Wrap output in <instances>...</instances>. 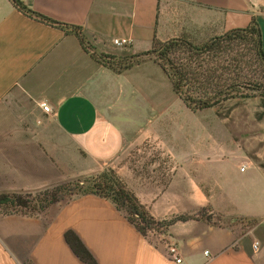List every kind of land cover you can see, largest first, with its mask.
<instances>
[{"label":"crops","instance_id":"crops-1","mask_svg":"<svg viewBox=\"0 0 264 264\" xmlns=\"http://www.w3.org/2000/svg\"><path fill=\"white\" fill-rule=\"evenodd\" d=\"M21 1L53 20L80 26L102 53L137 54L149 50L154 39L204 42L247 26L252 14L264 50V10L259 9L264 0ZM115 38L130 43L117 46ZM166 80L172 89L149 58L114 72L92 59L75 35L0 0V192L36 190L110 166L156 219L201 208L220 216L219 223L213 217L179 221L151 239L110 200L78 195L37 216L0 214V264H86L65 241L67 230L95 264H176L167 244L177 247L181 264H264V165L232 149L221 151L214 135L210 149H197L194 143L188 148V132L169 137L158 132L168 124L166 98H160ZM156 135L167 139L177 161L162 188L157 181L142 186L134 172L138 146ZM208 154L212 158H204ZM188 155L194 161L187 163ZM193 167L198 179L188 173ZM243 220L257 222L243 228Z\"/></svg>","mask_w":264,"mask_h":264},{"label":"trees","instance_id":"trees-1","mask_svg":"<svg viewBox=\"0 0 264 264\" xmlns=\"http://www.w3.org/2000/svg\"><path fill=\"white\" fill-rule=\"evenodd\" d=\"M10 2L24 15L75 35L92 59L114 72L121 73L146 58L153 60L169 79L172 91L191 112L214 108L233 99L250 98L254 94L264 97L262 33L254 14L247 26L227 30L199 44L183 37L165 41L154 39L149 50L130 56H117L97 51L80 26L53 20L30 9L21 0ZM85 194L110 200L145 237L151 231L166 232L179 221L199 217L209 222L211 220V216L205 214L208 208H201L194 214L156 219L140 203L126 180L112 169L52 188L0 192V214L37 216L53 205ZM256 222L250 220L251 224ZM64 237L79 259L86 264H95V259L73 231L67 230Z\"/></svg>","mask_w":264,"mask_h":264},{"label":"rangeland","instance_id":"rangeland-1","mask_svg":"<svg viewBox=\"0 0 264 264\" xmlns=\"http://www.w3.org/2000/svg\"><path fill=\"white\" fill-rule=\"evenodd\" d=\"M259 9L260 11H263L264 7H261L260 5ZM192 42L196 44L202 43L198 40V38H194ZM166 86V89L165 86H161L160 98H166L167 101L166 102L164 100V102L167 103V107L163 115L167 116L165 117V120L168 121V124L167 122L165 123V126H162L164 124H161L162 127L158 129L156 128L155 123H153L154 128L158 129V132L160 131V133H162L165 137H169L168 134L171 136H174L175 134L179 135V131H182V134H186V132H188V148L191 147V143H194V146L197 149H210L213 143H215L212 141V136L214 135V137L216 136L219 139L218 146L221 151L227 152V150L232 149L234 152L245 156V159L248 162H255L260 165H264V97L254 94L250 98L233 99L214 108L199 112H191L184 106L182 101L178 99L170 88L167 80ZM140 109L142 113L140 116L145 115L143 114V112L146 113L145 108L140 107ZM141 121L142 120H140V122ZM168 146H170V144L167 139L163 140L158 135H156L155 138H147L143 141V143H141V145L138 146L140 151L137 153L138 155L136 154V156H139V162L137 164L134 163V165L136 164L134 172H136L137 176L141 177L142 180L140 183L142 182V186L147 187L148 185H153L151 183L157 181L156 183L162 188L171 177L173 173V166L177 161L168 151ZM134 149L136 148H133L131 151ZM133 152L129 154V157L134 158L133 161H135L136 156H132ZM187 157V163L192 160H189V158H195L194 155H188ZM204 158H212V156L208 154L204 155ZM194 168L195 167L189 170L188 173L195 179L197 172ZM106 169H112L119 176H121L115 168L104 166V168L96 172L69 177L55 182L52 185L27 191L52 188L53 186L60 185L61 183L69 184L75 179H86L89 176L96 175ZM155 169H157V172L154 173L153 171ZM240 178L241 176L236 177L238 180H240ZM203 182L205 183L204 180ZM235 184L236 182H232L230 185ZM130 188L135 194L133 187L130 186ZM205 214L211 216V218H215V222L219 223V215H215L209 210L206 211ZM242 223H245L243 228L251 225L250 220H243ZM164 233L165 232L151 231L148 235L151 239H156V237H160V235ZM169 245L170 244H167V246Z\"/></svg>","mask_w":264,"mask_h":264},{"label":"built area","instance_id":"built-area-1","mask_svg":"<svg viewBox=\"0 0 264 264\" xmlns=\"http://www.w3.org/2000/svg\"><path fill=\"white\" fill-rule=\"evenodd\" d=\"M113 43L117 46H126L130 43V40L127 38H115L113 39ZM40 106L46 113H51V108L45 103L41 102ZM245 166L241 167V170H244ZM255 248H257V243L254 245ZM167 252L168 254L173 258L176 264H181L182 260L178 255V249L174 244H170L167 246Z\"/></svg>","mask_w":264,"mask_h":264}]
</instances>
